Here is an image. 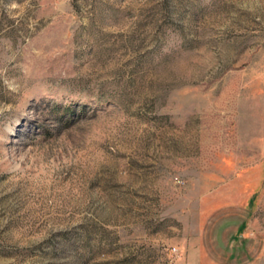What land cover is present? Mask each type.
Instances as JSON below:
<instances>
[{"label":"rangeland","instance_id":"374dc122","mask_svg":"<svg viewBox=\"0 0 264 264\" xmlns=\"http://www.w3.org/2000/svg\"><path fill=\"white\" fill-rule=\"evenodd\" d=\"M0 264H264V0H0Z\"/></svg>","mask_w":264,"mask_h":264}]
</instances>
